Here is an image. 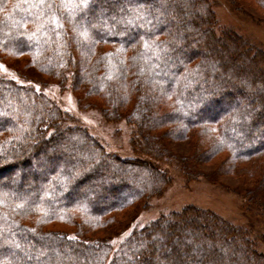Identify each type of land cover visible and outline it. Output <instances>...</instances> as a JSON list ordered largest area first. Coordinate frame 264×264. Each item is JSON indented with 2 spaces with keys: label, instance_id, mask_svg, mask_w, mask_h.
Returning <instances> with one entry per match:
<instances>
[{
  "label": "trees",
  "instance_id": "obj_1",
  "mask_svg": "<svg viewBox=\"0 0 264 264\" xmlns=\"http://www.w3.org/2000/svg\"><path fill=\"white\" fill-rule=\"evenodd\" d=\"M23 58L24 81L45 76L124 119L153 160L107 152L45 93L0 75V174L13 169L0 264H264L247 226L191 204L112 242L170 182L160 159L210 178L201 165L225 153L218 175L240 178L264 218V50L218 26L209 0H0V60ZM179 140L187 153L169 146Z\"/></svg>",
  "mask_w": 264,
  "mask_h": 264
},
{
  "label": "rangeland",
  "instance_id": "obj_2",
  "mask_svg": "<svg viewBox=\"0 0 264 264\" xmlns=\"http://www.w3.org/2000/svg\"><path fill=\"white\" fill-rule=\"evenodd\" d=\"M209 2L216 15L218 26L235 30L264 50V10L257 8L253 0H237L242 8L231 6L228 0H209ZM24 62L25 58L10 59L8 65L0 60V75L23 82L24 80L18 76L15 68L23 66ZM24 82L32 84L76 118L78 123L84 126L107 152L120 157L153 160L149 156L138 154L133 150L130 140L134 129L124 119L106 120L98 109L81 107L77 103L76 94L69 86L60 87L45 76L39 75L32 82L29 80ZM169 146L181 153H187L189 150V145L184 140L170 141ZM224 158H226V154L220 153L214 159L206 163L203 162L201 165L203 170L211 174V177L200 176L195 179H187L175 160H158L157 164L168 174L170 182L163 188L160 195L149 199L147 207L140 211L125 231L112 237V242L117 244L131 231L142 227L146 222L191 204L211 210L236 224L247 226L257 242V249L264 252V218L246 210L244 197L236 190L239 189L240 178L231 173L218 175L216 167ZM11 173H13L12 168L2 175L0 174V181L9 178ZM118 192L120 198L125 197L124 189H119ZM104 232L110 233V231ZM104 232H96L94 235H102Z\"/></svg>",
  "mask_w": 264,
  "mask_h": 264
}]
</instances>
